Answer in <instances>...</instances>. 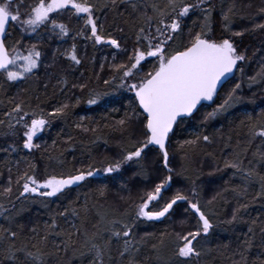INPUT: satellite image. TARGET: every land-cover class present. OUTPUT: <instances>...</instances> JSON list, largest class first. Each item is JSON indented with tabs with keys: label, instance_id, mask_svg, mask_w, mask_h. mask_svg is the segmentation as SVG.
<instances>
[{
	"label": "snow or ice",
	"instance_id": "snow-or-ice-1",
	"mask_svg": "<svg viewBox=\"0 0 264 264\" xmlns=\"http://www.w3.org/2000/svg\"><path fill=\"white\" fill-rule=\"evenodd\" d=\"M252 7L250 2L237 4L236 0H231L227 8L225 0H104L103 4L100 0H32L27 6L24 0H0V81L11 83L32 77L43 63L44 54L38 44L25 46L23 36L34 35L41 41L44 36L64 40L73 31L68 23L59 19L67 15L77 25L73 41L79 37L91 42L94 48L99 45L117 50L108 63L111 77L103 83L107 87L115 85L113 92L131 94L128 111L112 128L121 135L120 151L114 157L105 156L100 167L92 162L86 169L46 173L40 177L32 164L31 172L17 175L15 186L9 177L8 185L0 190V219L4 221L0 224V264H77V261L79 264H188L191 258L201 256L196 243L198 238L207 237L213 223L201 204L202 189L198 181L203 173L193 170L188 174L189 160L202 145L213 141L209 135L194 130L192 138L180 142L179 151L184 155L180 157L177 170L172 166L176 154L170 151L172 136L177 127L189 124L201 108L216 104L220 90L245 61L236 38L264 31V22H255L257 17L264 18V0L255 14L244 13ZM106 12L112 13L107 26L100 18ZM193 15L196 19L189 25L187 21ZM237 18L241 22L248 19L252 26L234 31ZM17 28L21 38L7 41L6 37L13 36ZM132 37L134 42L129 54L121 41ZM120 54L127 59L117 62ZM60 55L70 62L69 67L82 64L75 42ZM56 58L53 54V64ZM149 58L151 67L142 72L143 62H148ZM100 68L103 71L105 64L101 63ZM240 70L243 73V69ZM257 77L264 79V60L257 76L249 77L250 82H258ZM58 83L66 85L68 81L63 79ZM72 87L83 91L87 84ZM241 89V83H235L222 101L204 115L200 127L242 103ZM108 94L90 90L87 102L97 104ZM76 102L79 103V99ZM69 111L68 103L46 113L39 105L32 108L21 99L3 113L6 121L0 120V126H6V135L19 136L23 149L31 151L40 147L34 143V138L50 125L51 119L67 117ZM83 119L81 117V121ZM77 127L84 132L98 131L82 124ZM240 128L247 129L243 138L238 136L235 144L231 136L226 140L225 147L230 150L222 157V167L213 153H205L215 161L214 173L231 169L232 178L244 185L230 189L237 198V207L229 223L247 209L248 204L240 201L253 183L259 184L254 198H264V171L261 170L264 169V112L255 118L248 115L246 120L240 121ZM104 142L107 143V139ZM10 150L16 148L10 146ZM127 169H133L131 181L142 178L151 187L133 199L131 189L122 185L121 191L129 193L119 196L126 205L122 212L103 205L90 206L86 196L82 205L76 206L77 197V201H71L63 211L56 210L43 225L29 226L18 220L29 210L30 203L37 202V197L41 198L38 201L41 206L47 208L50 198L65 196L89 178L101 173L111 176ZM153 175L158 182L151 179ZM174 176L186 184L172 191ZM108 191L107 184L97 187L94 189L96 199H107ZM222 196L223 192H217L207 203L212 204ZM4 201L10 207L5 208ZM181 202L186 205V216L196 221V230H186L188 221L181 219L178 221L180 230L165 231L159 237L152 233L137 236L140 224L171 217L174 206ZM61 220L66 227L61 226ZM248 232L233 252L234 256H240L233 264H248L246 253L250 252L256 238L253 228ZM149 245V254L141 258L143 249ZM259 247L264 249V227L260 229ZM167 252L171 255L167 256ZM259 264H264V260Z\"/></svg>",
	"mask_w": 264,
	"mask_h": 264
},
{
	"label": "trees",
	"instance_id": "trees-1",
	"mask_svg": "<svg viewBox=\"0 0 264 264\" xmlns=\"http://www.w3.org/2000/svg\"><path fill=\"white\" fill-rule=\"evenodd\" d=\"M103 2L104 0H100L101 4ZM230 2L231 0H225V8ZM249 2L252 3L253 7L245 9L244 13L255 14L257 8L261 5V0H236L237 4H247ZM30 3H32V0H24L25 6ZM121 10H123V7ZM100 18L107 26L112 20V13L106 12ZM59 19L68 23L73 30L70 36L64 40L44 36L41 41L39 37L34 35L31 37L23 36L22 43L25 46L38 44L41 48L44 54L42 57L43 63L35 70L34 75L26 81L11 83L0 81V85H2L0 86V120L6 121L3 113L10 111L13 103L19 102L21 99L26 100L32 108L39 105L46 113L52 112L64 103H68L70 105L69 115L67 117L52 118L50 125L37 138H34V143L39 144L40 147L31 151L23 149V141L19 136L6 135V126H0V190L8 185L10 176L13 186H15L17 175L24 171L31 172L30 165L32 164L36 166V174L43 177L46 173H66L69 170L81 167L86 169L92 162L100 167L105 156L114 157L120 151L118 145L122 142L121 135L119 132H113L112 128L115 126L116 121L124 118L125 112L128 111V98L131 94L122 91L113 92L115 85L107 87L103 83L104 79L111 77L112 73L108 68V63L111 62L112 55L117 53V50L112 49L110 46L99 45L94 48L91 42L84 41L79 37L73 41L72 36L75 35V28L77 27L75 20H69L67 15L59 17ZM193 19H196L195 15L187 23L191 25ZM255 22H264V18L257 17ZM251 26L252 24L248 19L241 22L237 18L233 30L239 31ZM43 31L41 29V32ZM114 35L120 34L114 33ZM14 37L21 38L18 28L13 32V36L6 37V40L11 41ZM236 39L239 49L245 54L246 59L235 70V75L220 90V96L217 98L216 104L222 101L226 92L235 83H241L242 85L240 91V95L243 97L242 103L208 121L201 128L200 125L204 115L212 111L216 104H212L211 107H203L195 114L189 124L177 127L175 134L172 136L170 151L176 153L172 160V166L177 170L180 166V157L184 155L183 152L179 151L180 142L192 138L191 133L194 130L209 135L213 141L210 145H202L201 149H198L196 154L191 156L189 160L188 174H191L193 170L202 171L203 173L198 181L202 189L201 204L204 205V210L209 214L213 228L207 237L198 238L196 248L201 252V256L191 258L188 264H233L234 260H240V256H234L233 252L237 245L249 235L248 229L250 227L253 228L256 238L250 252L246 253L248 264H253V261L259 264L260 260H264V249L259 247L260 229L264 227V198H254L256 192L259 191V184L253 183L249 186L248 194L240 201L248 204L247 209L239 214L236 221L229 223L232 212L237 207V198L230 189L237 185L241 187L244 185L239 179L232 178L231 169L214 173L215 161L205 155V153H213L222 167V157L230 150L225 147L227 138L231 136L232 144H235L238 136L243 138V133L247 131L246 128H240V121L246 120L248 115L255 118L261 112H264V79L257 77L258 82L256 83H251L249 80V77L257 76L261 69V61L264 60V31L257 30ZM74 42L77 44L78 55L82 59V64L69 67L70 62L66 61L60 53L70 49ZM133 42L134 37L121 41L128 48L129 54ZM53 54L57 57L54 64ZM105 57H107V60H105ZM126 59L127 57L123 54L117 56V62ZM101 63L105 64L103 71L100 68ZM47 65L52 66L46 67ZM150 67L151 58L148 62H143L142 72L148 71ZM240 69H243V73ZM49 73L52 75H49ZM97 76L100 79H97ZM63 79H67L68 83L66 85L58 83L59 80ZM81 83L87 84L83 91L72 87L73 84ZM250 83L251 86H249ZM90 90L100 93L108 92L109 94L102 96L97 104L89 105L87 101ZM77 99H79V103L76 102ZM81 117H84L82 121ZM77 124L97 128L98 131L96 133L84 132L77 127ZM105 125H108V127ZM19 135L22 136V132ZM97 136L100 139H96ZM105 139H107V143L104 142ZM93 141L95 142L93 143ZM10 146L15 147L16 150L11 151ZM5 149L9 150L5 151ZM151 155L150 153V157ZM261 170L264 171V169ZM210 173L214 174L210 175ZM132 175L133 169H127L111 176H105L103 173L98 174L89 178L81 186H74L65 196L50 198L47 208L41 206L38 202L41 198L37 197V202L30 203L29 210L18 217V220L29 226L43 225L56 210L63 211L71 201H77V197H79V200L76 206L82 205L86 196L90 206L93 204L103 205L106 209L115 210L118 213L122 212L126 205L120 201L119 196L129 194L127 190L121 191L122 185L126 184L127 188L131 189L133 199H136L145 188L151 187L142 178L131 181L130 177ZM151 179L158 182L155 175ZM105 184L109 188L107 199L97 200L94 189ZM185 184L186 181L174 176L171 190L175 191L177 187ZM225 189H229V191H224ZM217 192H223V196L212 204H208L207 202ZM167 195L168 193H166ZM3 203L5 208L10 207L6 201ZM17 207H20L19 203H17ZM185 207L184 203H178L174 206L171 217L140 224L137 229V236L152 233L154 236L159 237L165 231L180 230L178 221L181 219L188 221L185 225L186 230H196V221L186 216ZM92 215L95 216V210H93ZM3 223L4 221L0 219V224ZM60 223L62 227H66L63 220ZM76 223H79V221H76ZM88 227L90 229V225ZM149 248L150 245L143 249L141 258H143V255L149 254ZM166 255L170 256L171 254L167 252ZM77 264H79L78 261Z\"/></svg>",
	"mask_w": 264,
	"mask_h": 264
},
{
	"label": "water",
	"instance_id": "water-1",
	"mask_svg": "<svg viewBox=\"0 0 264 264\" xmlns=\"http://www.w3.org/2000/svg\"><path fill=\"white\" fill-rule=\"evenodd\" d=\"M232 77H233V76H232ZM232 77H231V78H232ZM231 78H230V79H231Z\"/></svg>",
	"mask_w": 264,
	"mask_h": 264
},
{
	"label": "rangeland",
	"instance_id": "rangeland-1",
	"mask_svg": "<svg viewBox=\"0 0 264 264\" xmlns=\"http://www.w3.org/2000/svg\"><path fill=\"white\" fill-rule=\"evenodd\" d=\"M39 135V134H38Z\"/></svg>",
	"mask_w": 264,
	"mask_h": 264
}]
</instances>
